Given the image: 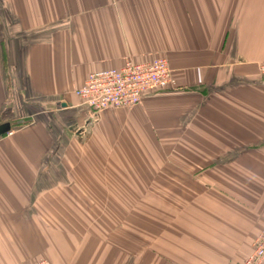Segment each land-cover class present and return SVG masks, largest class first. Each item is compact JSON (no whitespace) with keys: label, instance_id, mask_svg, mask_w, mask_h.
<instances>
[{"label":"crops","instance_id":"1","mask_svg":"<svg viewBox=\"0 0 264 264\" xmlns=\"http://www.w3.org/2000/svg\"><path fill=\"white\" fill-rule=\"evenodd\" d=\"M172 87L91 111L90 72ZM264 0H0V264H240L264 226Z\"/></svg>","mask_w":264,"mask_h":264},{"label":"built area","instance_id":"2","mask_svg":"<svg viewBox=\"0 0 264 264\" xmlns=\"http://www.w3.org/2000/svg\"><path fill=\"white\" fill-rule=\"evenodd\" d=\"M264 79V61L257 66ZM174 84L172 70L165 56L159 55L151 61L133 62L126 59L119 68L92 71L75 94L94 113L108 107L131 108L139 105L143 93L163 90ZM8 131L6 135H10ZM30 264H49L38 259ZM240 264H264V226L252 243L251 252Z\"/></svg>","mask_w":264,"mask_h":264},{"label":"water","instance_id":"3","mask_svg":"<svg viewBox=\"0 0 264 264\" xmlns=\"http://www.w3.org/2000/svg\"><path fill=\"white\" fill-rule=\"evenodd\" d=\"M10 131V124L8 122L0 124V136Z\"/></svg>","mask_w":264,"mask_h":264}]
</instances>
